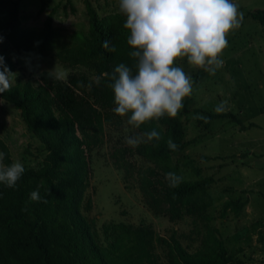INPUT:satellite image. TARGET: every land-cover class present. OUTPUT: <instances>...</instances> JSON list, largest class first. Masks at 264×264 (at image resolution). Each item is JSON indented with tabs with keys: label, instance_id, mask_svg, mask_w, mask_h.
Listing matches in <instances>:
<instances>
[{
	"label": "trees",
	"instance_id": "trees-1",
	"mask_svg": "<svg viewBox=\"0 0 264 264\" xmlns=\"http://www.w3.org/2000/svg\"><path fill=\"white\" fill-rule=\"evenodd\" d=\"M85 7L88 41L82 43L74 36L59 45L54 12L41 31L26 30L20 20L19 0H0V37L9 41L23 60L33 62L53 56L68 68H86L94 77L92 80L82 74L72 75L67 81L52 80L43 72L38 77L19 79L10 91L0 93L1 99L20 110L28 130L47 151L40 166L24 167L15 188L0 184V264H161L154 253L153 229L124 223L104 225L103 234L109 241L99 247L80 210L91 179L89 154L103 144L106 113L114 108L108 75L120 63H133L124 21L116 27L106 26L90 0H85ZM251 16L264 23V12ZM105 41L115 51L105 48ZM153 129L161 139L140 143L133 150L134 155L152 164L140 175L147 204L154 213L168 215L172 222L193 213L207 222L201 248L196 252L185 249L175 234L162 240L169 263H240L228 253L218 229L209 225L213 218L205 216L211 206L207 198L214 177L183 180L178 187H169L166 180L167 173L181 175L182 168L194 163L187 158L185 162L173 159L190 145L184 140L181 123L164 116L135 130L143 135ZM169 138L178 145L177 150L169 149ZM0 151L5 153L3 163L10 165V148L1 138ZM196 172L199 174L200 169ZM37 189L47 203L29 202L30 193ZM26 203L28 211H22ZM242 209V203L233 204L236 214Z\"/></svg>",
	"mask_w": 264,
	"mask_h": 264
},
{
	"label": "rangeland",
	"instance_id": "rangeland-1",
	"mask_svg": "<svg viewBox=\"0 0 264 264\" xmlns=\"http://www.w3.org/2000/svg\"><path fill=\"white\" fill-rule=\"evenodd\" d=\"M90 1L97 9L99 17L103 19L104 25L116 27L121 21H125L126 18L119 12L118 0ZM235 2L239 5V11L243 13V23L239 29L226 35L228 46L224 50L244 51L247 53L244 55L246 60L253 57L260 63L264 61V55L254 57L250 56L249 52L264 51V23L255 20L251 14L264 12V0H235ZM19 11L23 29L36 32L43 29L46 19L54 12L53 25L58 35L59 45L70 42L74 36L78 37L82 43L88 41L89 17L85 0H19ZM0 55L4 57L9 69L16 74L13 77L12 86L19 79L38 77L43 72L49 73L55 67L57 71L63 72L61 79L64 81L72 75L82 74H87L92 80L94 79L92 72L86 68H68L53 56L26 62L5 39L0 43ZM173 66L182 67L191 75L193 82L191 96L185 98L184 108L174 117L181 123L184 140L189 141L190 145L182 153L174 154L173 159L181 162L186 161L184 158L193 160L192 166L181 170L184 180L195 181L202 177V172L212 173L215 183L210 186L207 198L211 206L205 212V216L213 218L209 225L218 229L228 253L240 262L238 264H264V221L261 223L252 219L251 213L244 214L246 203L238 200L237 185L233 183L231 176L224 173L231 162V158L225 157L222 152L228 150L225 139L215 138L216 133H213L212 137L207 136L208 132L215 130L223 134L222 128H225L231 138H237L238 130L244 125L252 126L258 122H264V107L258 106L257 100H260L258 96L260 94L255 89L257 84L254 80L255 75L259 74L252 70L246 75L252 87L251 92L245 94L248 96H244L243 90H240L243 85H239L246 78L242 72L235 75L234 81H231L229 75L226 74L225 77L218 69L215 75H220L222 83L214 84L210 81L213 75L209 74L204 82V79L202 80L204 72L199 71L197 67L192 69L186 57H178ZM227 78L229 84L226 82ZM226 85L233 88V97L236 99L239 97L241 102L244 99L248 100L251 114L255 115L257 110L260 114L263 111V118L253 119L254 122L246 119V122H239L240 110L234 107L226 108L234 114H226L222 118L213 120L211 115L223 114L214 112L212 105L224 102L216 99L218 91L225 95L228 93ZM207 88L209 91L204 94L203 91ZM259 129L261 133H264V123H261ZM126 136H142V134L128 126L125 117L116 115L110 110L106 113L103 144L89 154L91 179L80 210L89 223L98 246L103 247L109 241L103 234L104 225L124 223L154 230V253L161 264H170L167 247L162 244V240L169 239L173 234L190 253L198 251L202 245L206 220L198 213H193L180 221L172 222L168 215L156 214L152 211L143 196L140 181V175L152 167V164L133 154L135 147L125 143ZM0 138L9 146L13 161H20L24 167L37 168L47 155L44 145L28 130L20 110L1 98ZM234 158L236 156H233L232 160ZM202 167H206L205 171ZM198 169H200L199 174L196 172ZM235 202L243 204L239 214L233 210ZM224 213L225 217L222 218Z\"/></svg>",
	"mask_w": 264,
	"mask_h": 264
},
{
	"label": "clouds",
	"instance_id": "clouds-1",
	"mask_svg": "<svg viewBox=\"0 0 264 264\" xmlns=\"http://www.w3.org/2000/svg\"><path fill=\"white\" fill-rule=\"evenodd\" d=\"M118 7L126 18L123 28L128 32L126 44L133 63L118 64L108 75V87L113 92L112 111L127 117L126 124L133 129L165 115L176 117L185 106V98L192 94L193 82L182 67L173 66L174 61L186 57L190 66L215 75L224 64L221 54L228 46L226 35L239 29L243 22L235 0H118ZM104 47L115 51L114 46L109 48L108 41ZM48 75L58 80L64 74L55 67ZM15 76L0 55V93L11 90ZM225 103L214 110L223 111ZM160 139V133L153 129L142 136H126L125 143L136 147ZM167 145L173 151L178 148L171 138ZM4 158L5 153L0 152V184L15 188L25 171L24 165L18 160L5 165ZM166 180L169 187H178L184 177L169 172ZM29 202L48 201L37 189L30 193ZM22 211H28L27 203Z\"/></svg>",
	"mask_w": 264,
	"mask_h": 264
},
{
	"label": "crops",
	"instance_id": "crops-1",
	"mask_svg": "<svg viewBox=\"0 0 264 264\" xmlns=\"http://www.w3.org/2000/svg\"><path fill=\"white\" fill-rule=\"evenodd\" d=\"M244 55H247V53L240 50H236V51L223 50L221 54V58L223 59L224 64L221 68H219V70L223 72V75L225 77L226 74L229 75L230 78L229 80L231 81H234L235 75H239L241 72L244 76H246L252 70H255L256 73L259 74L258 76L255 75L254 78L255 83L257 84V87H255V89L260 94L258 95L260 97V100L257 101H259L258 106L262 108L264 107V103H262L264 102V61L260 63L256 62L255 58L253 57L246 60V58H244L245 57ZM249 55L250 56L253 55L254 57H261L264 55V51L260 50L258 52L257 51L249 52ZM178 64L184 65L183 63H179V62ZM191 68L195 69L196 67L191 66ZM197 69L199 71L204 72V76L202 77V80L204 79L205 82V79L209 76V73L204 71L202 68H197ZM221 80L222 79L220 78V75L216 74L212 76V79L210 81L213 82L214 84H218V83H222L220 82ZM229 80L227 78L226 80L227 84H229ZM239 85H243V87H240V90H243L244 96H248L245 94H247V92H251L252 85H250V81L247 79V76L244 82L239 83ZM226 86H227L226 91H228V93L225 95L218 91L217 99H216L217 101L226 102L224 105V110L221 111L223 114L220 115L217 113L214 115H219V116H223L226 114L232 115V113L234 114V112L230 110H226V108L231 109L234 107H238L240 110L239 111L240 113L238 115L239 122H246L245 119L254 122L253 119L263 118V111L261 112V114L258 113V110L257 113H255V115L251 114L250 112H252V110L248 100L244 99V101L241 102L239 97H237L236 99L235 97H233L232 94L233 88L230 87L229 85ZM208 91L209 90L207 88L203 92L205 94L206 92L208 93ZM199 96L200 95H198V97ZM218 105L220 104L216 103L215 105L213 104L212 107H214L215 109ZM256 116L258 117L254 118ZM218 118L219 117L212 119L214 120ZM258 123L252 126L250 125L251 127L244 125L243 128L238 130L239 132L237 138L236 137L231 138L227 134L228 132L225 128H222L223 134H220L218 130H215L214 132L213 131L208 132L207 136L212 137L214 136L213 133H216V135L214 136L215 138L222 137L225 139L227 143L226 148L228 150L222 152L225 157L231 158V162L230 165L226 167L224 173L231 176L232 181H234L233 183L237 185L239 191L238 200L240 199L242 202L246 203L244 214L251 213L253 215L252 219L262 223L264 221V133L260 132L261 130L259 129V127L261 126V123L263 124L264 122H258ZM233 156H236L234 160H232ZM202 168L205 171L206 167H202ZM201 174L202 177L213 176L212 173L206 174L205 172L204 173L202 172Z\"/></svg>",
	"mask_w": 264,
	"mask_h": 264
}]
</instances>
